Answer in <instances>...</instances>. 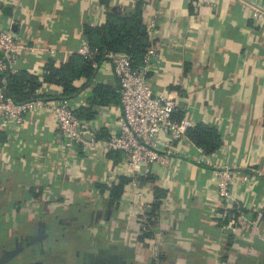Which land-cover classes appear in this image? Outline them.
Segmentation results:
<instances>
[{"label":"crops","instance_id":"obj_1","mask_svg":"<svg viewBox=\"0 0 264 264\" xmlns=\"http://www.w3.org/2000/svg\"><path fill=\"white\" fill-rule=\"evenodd\" d=\"M136 1L0 0V24L12 19L24 44L55 50L24 54L14 73L40 76L36 92L63 99L42 82L46 63L65 62L86 25H101L108 12L126 15ZM142 1L160 54L149 74L154 93L177 98L190 127L218 130L214 160L239 175L227 208L215 209L216 179L189 142L169 169L134 173L99 150L65 162L54 119L28 114L18 137L24 149L0 132V264H264V176L252 173L264 174V0ZM106 83L116 86L107 62L91 86ZM91 92L67 101L82 112ZM90 110L81 120L107 137L118 108ZM122 177L129 182L110 206L108 189Z\"/></svg>","mask_w":264,"mask_h":264},{"label":"built area","instance_id":"obj_2","mask_svg":"<svg viewBox=\"0 0 264 264\" xmlns=\"http://www.w3.org/2000/svg\"><path fill=\"white\" fill-rule=\"evenodd\" d=\"M13 24L12 19L0 24V132L5 139L11 142L19 140V147L24 149L26 140L18 137L25 127L27 115L44 113L55 121L61 143V156L65 162L81 154L90 157L91 151L99 150L106 155L118 154L125 168L134 173L142 167L155 165L170 168L180 155V145L188 142L185 132L190 127V122L187 119L177 121L172 118L178 109L177 98L167 93H154L149 74L160 57L157 46L149 42L141 63L134 65L129 55L114 52L104 53L103 61L98 62L95 57L98 51L91 49L86 40L80 43L75 53L90 62L96 72L107 62L117 86L116 107L119 114L116 126L109 131L107 137L103 138L99 134L95 137L94 129L78 117L77 109L67 99L41 97L35 92L33 99L16 103L6 93L8 77L14 74V67L24 54L55 55L54 49L24 44L15 34ZM150 26L152 27V23ZM196 151V162L210 167L216 179L218 205L215 209H226L234 184L239 179L235 167L215 162L214 154H205L199 148ZM252 173L264 176L258 170ZM240 179L243 182L249 181L247 175ZM140 214H143L142 209ZM231 230L235 231L233 228Z\"/></svg>","mask_w":264,"mask_h":264},{"label":"trees","instance_id":"obj_3","mask_svg":"<svg viewBox=\"0 0 264 264\" xmlns=\"http://www.w3.org/2000/svg\"><path fill=\"white\" fill-rule=\"evenodd\" d=\"M144 13L145 3L142 0H137L133 9L126 15L108 12L101 25L96 27L86 25L84 27L83 36L90 48L98 51L95 56L98 62L103 61L104 53L114 52L129 55L134 65L141 63L142 57L150 45L145 30ZM95 75L96 71L92 69L90 62L77 53H72L65 62L59 65L51 61L47 62L42 82L46 85L59 87L61 89L60 98L63 99L77 96L87 86L92 87L89 108L78 112L80 119L90 120L94 116V112L90 110L92 106L104 107L118 104L117 86L110 83L91 86ZM39 80L40 76L24 71L17 72L8 77L5 91L14 102L22 103L34 98V93L40 87ZM80 80L84 82L78 85L77 82ZM40 96L49 97V95ZM176 111L179 116H174V118L179 121L182 119V115L179 114L181 113L179 109ZM185 135L188 142L201 149L205 154H214L222 142L218 130L214 126L206 124H197L187 128ZM128 182L127 178L122 177L117 186L108 189L110 206L119 200L124 186Z\"/></svg>","mask_w":264,"mask_h":264}]
</instances>
